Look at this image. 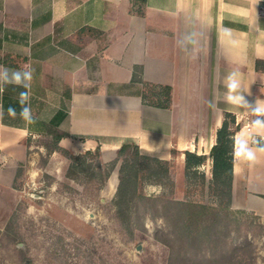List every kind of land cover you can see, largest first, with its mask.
Listing matches in <instances>:
<instances>
[{
	"label": "crops",
	"instance_id": "1",
	"mask_svg": "<svg viewBox=\"0 0 264 264\" xmlns=\"http://www.w3.org/2000/svg\"><path fill=\"white\" fill-rule=\"evenodd\" d=\"M256 16L264 29V0H145L140 10L133 0H0V66L34 69L36 120L28 125L19 116L24 89L5 86L0 172L13 182L27 140L49 128L67 134L58 147L69 155L99 148L112 159L132 143L173 165L178 180L185 177V152L208 156L214 148L217 160L207 158V166L228 160L222 176L231 209L264 220V153L255 162L233 155L234 140L256 131L254 117L226 101L224 86L237 69L246 100H264V70L256 67L264 62V32ZM189 33H196L195 45L183 41ZM135 68L144 83L171 88L168 108L142 102ZM225 115L229 154L221 140Z\"/></svg>",
	"mask_w": 264,
	"mask_h": 264
},
{
	"label": "rangeland",
	"instance_id": "2",
	"mask_svg": "<svg viewBox=\"0 0 264 264\" xmlns=\"http://www.w3.org/2000/svg\"><path fill=\"white\" fill-rule=\"evenodd\" d=\"M26 144L13 182L0 172V264H168L164 214L180 211L172 201L217 210L216 232L233 243L248 237L253 264H264V235L257 228L261 224L264 233V220L247 212L227 216L226 198L211 185L215 175L228 172L223 156L178 180L173 165H163L165 175L146 160L138 162L136 177L132 163L123 162L132 148L122 158L92 153L74 160L85 152H55L50 136Z\"/></svg>",
	"mask_w": 264,
	"mask_h": 264
},
{
	"label": "trees",
	"instance_id": "3",
	"mask_svg": "<svg viewBox=\"0 0 264 264\" xmlns=\"http://www.w3.org/2000/svg\"><path fill=\"white\" fill-rule=\"evenodd\" d=\"M144 4L145 0H133V6H137L139 10ZM256 67L257 69L264 70V62L258 61ZM140 73V69H134L133 82H139L145 88L141 94L142 102L158 108H168L171 104V88L144 83L139 77ZM228 118L229 115H225L221 127V140L225 144L223 151L226 154L231 153L232 147L230 140L232 132L228 131ZM226 134L227 138H229L228 141L225 140ZM46 136L52 138L54 151H62L58 147V143L67 134L49 128ZM130 148L133 149L132 156L123 159V162H126V164L132 163L131 166L136 169V177L138 162L142 160L160 165L159 173L162 172L167 175L168 169L165 167L168 165L167 162L141 154L139 148L132 143L123 144L117 150V156L121 158L126 156ZM215 151L213 148L208 156L185 152V175L197 172L206 162L207 158L214 159L216 155ZM92 153L99 155L100 149L96 148L94 152L86 151L84 154L72 158L79 160ZM213 184L216 187L215 191L221 195L223 194L227 200L224 206L227 216L234 217L236 213H245V211H234L231 209V189L229 183L224 180L222 175H215L211 182V185ZM171 204L179 207L180 211L174 215L164 214L168 227L166 233L167 240L164 242L170 251L168 264H253L256 258L255 246L248 237H245L240 243H233L231 240L224 238L225 236H221L216 232L213 226L215 224L212 221H214V217L217 215L215 214L218 212L217 210L190 202L172 201ZM254 217L258 219L257 216ZM257 225L259 234L263 236V226L261 224ZM201 249L204 250L201 251ZM190 252L192 253L190 254Z\"/></svg>",
	"mask_w": 264,
	"mask_h": 264
},
{
	"label": "clouds",
	"instance_id": "4",
	"mask_svg": "<svg viewBox=\"0 0 264 264\" xmlns=\"http://www.w3.org/2000/svg\"><path fill=\"white\" fill-rule=\"evenodd\" d=\"M256 28L264 32V29H260L258 26L257 16ZM182 39L186 44L195 45L197 43L196 33H189ZM33 75L34 69L30 66L21 70L0 66V95L4 93L7 85H14L24 89L18 94V103L21 105L19 116L28 125L36 122L30 105ZM224 86L226 89V101L237 107L245 108L248 114L254 117L251 120V125L256 129L254 133L234 140L233 155L246 161L255 162L257 152L264 153V100L257 98L251 103L246 100L245 93L247 92L244 89L237 69H233L227 74ZM3 111V105L0 104V117L3 116ZM7 113L10 117L15 118L17 115L16 108L11 105L8 106Z\"/></svg>",
	"mask_w": 264,
	"mask_h": 264
}]
</instances>
